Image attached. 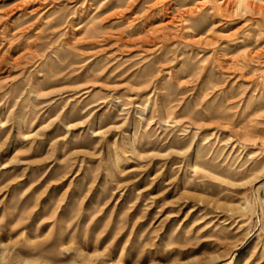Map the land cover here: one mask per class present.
<instances>
[{"label": "rangeland", "instance_id": "374dc122", "mask_svg": "<svg viewBox=\"0 0 264 264\" xmlns=\"http://www.w3.org/2000/svg\"><path fill=\"white\" fill-rule=\"evenodd\" d=\"M0 264H264V0H0Z\"/></svg>", "mask_w": 264, "mask_h": 264}]
</instances>
